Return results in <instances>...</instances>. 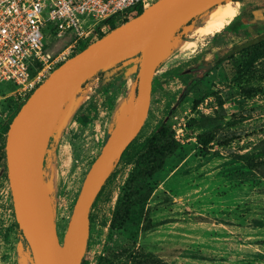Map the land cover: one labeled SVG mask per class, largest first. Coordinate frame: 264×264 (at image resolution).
<instances>
[{"label": "rangeland", "instance_id": "374dc122", "mask_svg": "<svg viewBox=\"0 0 264 264\" xmlns=\"http://www.w3.org/2000/svg\"><path fill=\"white\" fill-rule=\"evenodd\" d=\"M232 1L239 3L238 15L254 6L256 21L236 32L221 30L196 37L191 32L200 23L198 16L176 32V45L168 49L156 70L146 120L92 205L84 264H96L98 256L109 249L116 254L118 246L128 243L134 255L158 258L167 264H264V178L230 155L255 151L264 136V61L255 68L251 92L242 90L247 91L249 84L240 74L239 54L204 75L196 71L235 43L264 30V0L256 4L252 0ZM244 16L252 18V9ZM51 27L48 24L43 29L49 53L53 58L64 52L69 55L66 58L72 56L57 42ZM189 41L195 45L188 46ZM136 74L134 67L122 65L88 80L75 97L78 101L82 98L78 108L58 127L48 147L44 179L50 188L60 239L81 180L116 113L136 95ZM197 74L198 82L185 91ZM162 125L170 129L173 138L178 136L179 140L174 138L177 148L162 168L146 179L147 201L134 206L127 223L112 231V212L137 153L144 139ZM226 130L234 137L222 146L216 139ZM200 134L214 135V139L204 143L198 139ZM3 144L4 132L0 147ZM3 165L4 159L0 161V264H33L29 250L16 244ZM146 224L149 227L144 230Z\"/></svg>", "mask_w": 264, "mask_h": 264}, {"label": "water", "instance_id": "95a60500", "mask_svg": "<svg viewBox=\"0 0 264 264\" xmlns=\"http://www.w3.org/2000/svg\"><path fill=\"white\" fill-rule=\"evenodd\" d=\"M223 1L154 0L139 14L106 31L53 68L18 107L4 135V165L16 244L21 250H29L36 264H82L92 205L146 120L153 79L171 39L179 29ZM249 9L253 16L247 24H252L257 9L249 6L241 13ZM263 40L264 30L247 36L210 61L202 75L231 55ZM122 65L137 71L136 95L116 113L98 154L81 180L60 239L50 188L44 179L48 147L83 85L92 77ZM199 79L200 76L191 80L185 91Z\"/></svg>", "mask_w": 264, "mask_h": 264}, {"label": "built area", "instance_id": "2783aa9c", "mask_svg": "<svg viewBox=\"0 0 264 264\" xmlns=\"http://www.w3.org/2000/svg\"><path fill=\"white\" fill-rule=\"evenodd\" d=\"M153 1L0 0V129L56 64L69 56L64 52L53 58L49 53L43 33L48 24L71 55L99 32L125 22Z\"/></svg>", "mask_w": 264, "mask_h": 264}, {"label": "trees", "instance_id": "16d2710c", "mask_svg": "<svg viewBox=\"0 0 264 264\" xmlns=\"http://www.w3.org/2000/svg\"><path fill=\"white\" fill-rule=\"evenodd\" d=\"M141 11L142 10H139L136 15ZM235 18L227 26H225L223 30L231 26ZM117 25L112 24L108 30ZM231 29H233L234 32L237 31L236 26L231 27ZM105 32H99L92 39V41L101 37ZM90 42L91 41L81 44L79 49L72 54L77 53ZM237 54L241 56V60L239 61V68L241 70L240 74L245 80V84H249L246 87L249 88L247 91H245V88H243L242 90L244 92H251L253 91V87H251V84L255 78V68H257L264 61V40L231 55L228 59L233 58ZM17 109L18 107L16 108V110ZM8 123L0 129V138L2 136V132H4L5 135ZM233 137L234 134L229 131L227 132L226 130L220 138L216 139V141L220 145L225 146V144L228 141H231ZM135 138L126 147L121 155V158L132 147ZM198 139L204 143H208L214 139V135L200 134L198 135ZM177 144L178 143L174 140L170 129L166 125H162L157 131L152 132L144 139L141 149L138 151L137 156L134 160V167L129 173L122 187L121 193L117 197L110 220V229L112 231L121 229L127 223L131 213V209L134 206L143 205L147 201L150 192L146 185V179L162 168L164 160L176 150ZM230 155L232 156V158L238 161H242L248 167V169L258 171L261 177L264 178V136L255 151L243 153L230 152ZM2 159H4L3 145L0 147V161ZM3 169L5 171V165H3ZM112 175L113 174H111L109 179L112 177ZM108 180L101 188L99 194L97 195V198L104 191ZM148 227L149 224H146L144 226V230H147ZM117 250L118 251L116 254H114L113 251L109 249L103 255L98 256L96 259V264H167L158 258H141L134 255L129 243L126 247L118 246ZM121 258H125L124 261L121 260ZM82 264H84V259Z\"/></svg>", "mask_w": 264, "mask_h": 264}, {"label": "bare ground", "instance_id": "6f19581e", "mask_svg": "<svg viewBox=\"0 0 264 264\" xmlns=\"http://www.w3.org/2000/svg\"><path fill=\"white\" fill-rule=\"evenodd\" d=\"M238 11H239L238 2H234L232 0H225L223 2H220L215 6H213L212 8L205 11L203 14L199 15L200 23L193 28L191 34L197 37L202 35H213L217 32H220L238 15ZM177 41L178 39L176 37H173L171 39L169 48L171 46L176 45ZM194 45H195L194 41L191 42L189 41L188 46H194ZM80 101H82V98L79 101L76 100L75 98L73 99L61 123H65L66 121L69 120V118L78 108ZM31 260L33 264H36V261L33 258H31Z\"/></svg>", "mask_w": 264, "mask_h": 264}, {"label": "crops", "instance_id": "0c3cea01", "mask_svg": "<svg viewBox=\"0 0 264 264\" xmlns=\"http://www.w3.org/2000/svg\"><path fill=\"white\" fill-rule=\"evenodd\" d=\"M252 4H256L257 3V0H252V1H250ZM246 12L247 11H244L243 13H240L236 18H235V20H234V22H233V24H231V26H229V27H227L226 29H224L223 30V32L225 31V33H228V31H230V32H232L233 31V29H231V27H233V26H238V28L236 27V29L238 30V29H240L241 28V26H245V25H247V23H248V18H245V14H246ZM240 23V24H239ZM219 34H222V32L221 33H219Z\"/></svg>", "mask_w": 264, "mask_h": 264}, {"label": "flooded vegetation", "instance_id": "af4514ba", "mask_svg": "<svg viewBox=\"0 0 264 264\" xmlns=\"http://www.w3.org/2000/svg\"><path fill=\"white\" fill-rule=\"evenodd\" d=\"M204 70H205V69H204V66H198L197 69H196V71H197V72H200L201 74L203 73ZM205 74H206V73H205ZM199 75H200V74L195 75L192 79L197 78ZM197 82H198V81H197Z\"/></svg>", "mask_w": 264, "mask_h": 264}]
</instances>
